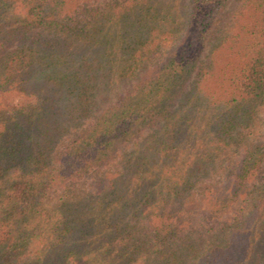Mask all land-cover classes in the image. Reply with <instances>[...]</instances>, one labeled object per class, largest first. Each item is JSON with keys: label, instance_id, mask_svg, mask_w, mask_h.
Wrapping results in <instances>:
<instances>
[{"label": "trees", "instance_id": "1", "mask_svg": "<svg viewBox=\"0 0 264 264\" xmlns=\"http://www.w3.org/2000/svg\"><path fill=\"white\" fill-rule=\"evenodd\" d=\"M229 1L0 0V264H264V0Z\"/></svg>", "mask_w": 264, "mask_h": 264}, {"label": "rangeland", "instance_id": "2", "mask_svg": "<svg viewBox=\"0 0 264 264\" xmlns=\"http://www.w3.org/2000/svg\"><path fill=\"white\" fill-rule=\"evenodd\" d=\"M237 3V0H230L226 7L225 10L223 12H221V14L218 16V18L215 21V26L217 27L218 25L221 24L222 21H224L226 14L228 13V11L233 8ZM213 28L209 29L208 34H207V41L210 40L213 36ZM135 80L134 79H130V80H124L120 83V88H128L130 86V84L132 83V81ZM120 88H118V90H116L115 92L110 94V99L114 100L119 94H120ZM106 99V96L103 93H99L97 95V105H100L103 103V101ZM262 181H264V169L261 170L259 177H258V183H261ZM243 206V204L241 205V207ZM235 212H232L230 217L229 216H224L222 217V221L220 222V224H231V222H233L235 220ZM240 213V212H239ZM237 212V214H239ZM207 225L212 226L213 222H207Z\"/></svg>", "mask_w": 264, "mask_h": 264}]
</instances>
